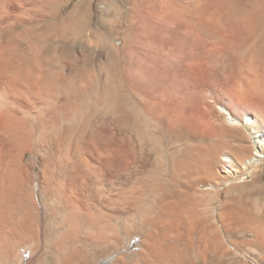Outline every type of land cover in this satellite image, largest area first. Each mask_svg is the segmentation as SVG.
I'll list each match as a JSON object with an SVG mask.
<instances>
[{"label": "bare ground", "instance_id": "bare-ground-1", "mask_svg": "<svg viewBox=\"0 0 264 264\" xmlns=\"http://www.w3.org/2000/svg\"><path fill=\"white\" fill-rule=\"evenodd\" d=\"M47 1L0 0V261L264 264V0H119L89 57Z\"/></svg>", "mask_w": 264, "mask_h": 264}, {"label": "rangeland", "instance_id": "rangeland-1", "mask_svg": "<svg viewBox=\"0 0 264 264\" xmlns=\"http://www.w3.org/2000/svg\"><path fill=\"white\" fill-rule=\"evenodd\" d=\"M62 2H64V0H50V2L47 1V4L44 7V12L50 13L51 16L47 15L46 19H41L40 23L35 24V26L30 27L28 29H23V30L20 29V30H17V32L19 33V35H24V32H28L27 34L29 35L33 34V36L35 37L37 36L36 38L41 39L40 48L45 50L46 53H49L53 50V48L58 47L66 53L65 55H69L72 53H74L75 55L76 53L81 51L85 57H89L91 55V49H90L91 46H89L90 39H91L90 35H94V32L98 30L100 26H104V24L107 22L108 19L112 20L117 17L118 10H119V0H87V1L70 0L69 3L65 1L64 5L65 4L66 5L64 9L62 8L63 9L62 16L65 20H63L62 24L61 23L57 24L58 21H54V19L52 18V14L58 10ZM86 6H88L89 13L86 14V16H84L83 21L85 20L84 21L85 23L82 21L83 23L78 28L80 30L77 29V31H75L76 28H75V25L73 26L74 24L73 21L75 20L76 15L74 16V18L72 16L69 18L68 17L69 13H71L75 8L82 10ZM70 27L72 28V30ZM73 28H74V31H73ZM77 57H78L77 59L80 60V57L79 56ZM68 58H69L68 60L71 61L73 64L74 72L82 74V75H88L87 73H89L91 69L90 67H87V66L85 67L77 59L74 60L71 56L70 57L68 56ZM85 71L86 72L88 71V72L86 73ZM225 101H226L225 103L228 109L229 108L233 109V107L236 109H246L247 108L245 105L235 104V102H233L231 99H226ZM261 184L264 188V179ZM260 193L264 197V191L261 190ZM40 219L46 220V221L44 220L45 229L50 228L51 222L47 218L46 211H43V213H41ZM48 240L50 239L46 237L44 243L45 244L48 243ZM129 241L130 240H128L125 243V245L128 246V249L126 252H122L123 254L131 253V251L137 250L138 246L140 245L141 238L139 236H136L130 242ZM20 247L18 246L15 247L14 256L16 257L18 256L17 254L19 253V250L21 249ZM122 253H118V252L112 253L107 258L98 261L96 264H114L117 257ZM21 254H23L20 257L22 262L21 263L18 262L19 257H17L18 260H16L17 258H15V260H13V264H28L29 263V261L31 260V254L29 250L26 251L25 249H21ZM195 260L198 262V264H206V263L207 264H212V263L218 264L217 259H213L211 256L207 257L206 259H202V258L200 259V257H197V259ZM0 264H10V263H6V262L3 263L0 261ZM223 264H242V263L239 257L234 256L233 253L231 252L229 255L226 256V260L224 259Z\"/></svg>", "mask_w": 264, "mask_h": 264}]
</instances>
